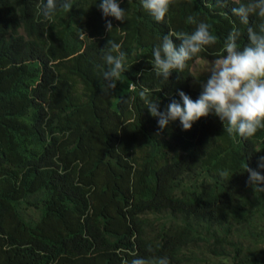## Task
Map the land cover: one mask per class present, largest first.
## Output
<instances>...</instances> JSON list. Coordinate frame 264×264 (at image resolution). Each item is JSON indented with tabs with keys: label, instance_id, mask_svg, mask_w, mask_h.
I'll return each mask as SVG.
<instances>
[{
	"label": "trees",
	"instance_id": "16d2710c",
	"mask_svg": "<svg viewBox=\"0 0 264 264\" xmlns=\"http://www.w3.org/2000/svg\"><path fill=\"white\" fill-rule=\"evenodd\" d=\"M99 2L71 0L45 19L46 0H0V264H264V191L244 172L264 175V129L230 136L209 114L190 130L178 119L161 130L146 108L182 103L179 90L198 98L194 60L222 55L233 29L248 43L237 5L172 0L157 22L141 0H118L124 21ZM189 16L217 42L165 80L152 51L164 35L178 45L194 31ZM109 39L127 70L104 92Z\"/></svg>",
	"mask_w": 264,
	"mask_h": 264
},
{
	"label": "clouds",
	"instance_id": "9594fccd",
	"mask_svg": "<svg viewBox=\"0 0 264 264\" xmlns=\"http://www.w3.org/2000/svg\"><path fill=\"white\" fill-rule=\"evenodd\" d=\"M226 2V0H225ZM172 0H141L144 10L149 12L157 22L163 21L169 11ZM237 6L231 9L242 25L247 26L248 43L241 47L238 43L239 29H233L223 44V54L216 57L207 69L210 73L206 81L200 82L201 92L195 100L184 91L179 90L180 101L173 99L163 111L159 110V101H146L149 113L158 118L161 130L167 128L170 122L179 120L182 130H190L193 123L201 117L214 114L223 123L224 131L230 136L238 135L244 139L253 137L259 129H264V0H233ZM71 11V0H46L38 7V14L45 19H51L57 8ZM98 8L105 17H114L118 21L126 19L125 9L120 7L118 0H100ZM250 16L261 20L258 25H250ZM187 22L195 24L191 33H181L175 37L164 35L162 41L152 51L151 65L157 76L168 80L173 71L182 72L187 61L192 59L205 46L217 42V37L210 31L206 22H197L189 16ZM113 25L106 21V30L111 33ZM103 59L107 70L102 71L106 82L102 87L104 92L115 89L120 81V74L125 72V52L121 45L108 40ZM141 97L145 92L140 93ZM258 167L264 169V156L259 157ZM244 172L249 174L248 183L256 188L264 182V175L247 165ZM222 176L227 173L222 172ZM129 264V262H126ZM130 264H149L143 258H134ZM156 264H167L166 259H160Z\"/></svg>",
	"mask_w": 264,
	"mask_h": 264
},
{
	"label": "rangeland",
	"instance_id": "374dc122",
	"mask_svg": "<svg viewBox=\"0 0 264 264\" xmlns=\"http://www.w3.org/2000/svg\"><path fill=\"white\" fill-rule=\"evenodd\" d=\"M215 58L198 57L192 64L193 78L191 84L197 89H201L200 82H204L209 77L210 73L207 69L211 66Z\"/></svg>",
	"mask_w": 264,
	"mask_h": 264
}]
</instances>
